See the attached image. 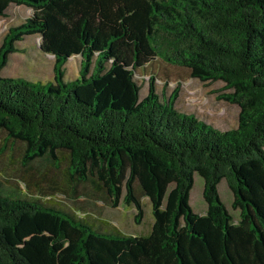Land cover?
Masks as SVG:
<instances>
[{
    "label": "trees",
    "instance_id": "trees-1",
    "mask_svg": "<svg viewBox=\"0 0 264 264\" xmlns=\"http://www.w3.org/2000/svg\"><path fill=\"white\" fill-rule=\"evenodd\" d=\"M12 3L34 11L0 46L6 142L24 143L23 165H60L68 152L73 183L93 180L113 206L134 205L137 223L148 196L155 220L145 235L104 231L93 222L106 219L0 190V264H264V0H0V15ZM33 34L55 58L46 82L3 73ZM155 59L224 81L238 125L180 110V87L160 93L155 74L142 97L136 74ZM197 173L204 214L191 204ZM224 178L238 219L221 197Z\"/></svg>",
    "mask_w": 264,
    "mask_h": 264
},
{
    "label": "rangeland",
    "instance_id": "rangeland-1",
    "mask_svg": "<svg viewBox=\"0 0 264 264\" xmlns=\"http://www.w3.org/2000/svg\"><path fill=\"white\" fill-rule=\"evenodd\" d=\"M33 8L12 3L7 15H0V46L8 29L12 25L22 23L33 13ZM40 34L28 35L18 42L19 50L12 54L5 75L22 76L35 82L53 79V54L40 49ZM81 56H73L66 64V81L71 83L80 74ZM157 76L158 91L169 95L176 87H180L177 107L186 112H193L200 118L221 129H229L238 125L240 107L229 102L221 95L231 92L222 80L203 81L192 77L188 71L171 65L161 59H155L136 74L142 85L141 96H146L149 88L150 75ZM7 133L0 129V190L6 195L40 198L58 204L68 210L76 211L81 216L91 215L94 218L106 219L108 226L93 222L97 229L104 231L121 230L132 235L149 234L155 220L152 201L142 196L144 203V219L142 223L135 221L137 209L123 200L115 207L105 189L100 188L93 180L73 183L69 177V154L60 151V165L50 157L38 158L29 165H23L22 156L25 145L21 141L9 140ZM7 145L6 149L3 147ZM205 179L198 173L191 193V204L195 211L202 213L208 208L204 198ZM219 190L222 199L237 218L240 209L233 208L234 193L224 178ZM87 214V215H86ZM238 219V218H237Z\"/></svg>",
    "mask_w": 264,
    "mask_h": 264
},
{
    "label": "crops",
    "instance_id": "crops-1",
    "mask_svg": "<svg viewBox=\"0 0 264 264\" xmlns=\"http://www.w3.org/2000/svg\"><path fill=\"white\" fill-rule=\"evenodd\" d=\"M206 211H207V208H206V210L204 212H202V214L206 213Z\"/></svg>",
    "mask_w": 264,
    "mask_h": 264
}]
</instances>
